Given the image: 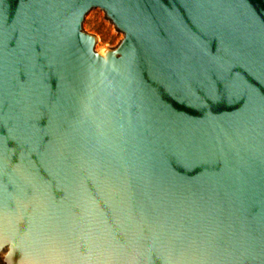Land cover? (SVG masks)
I'll return each instance as SVG.
<instances>
[{
    "label": "water",
    "instance_id": "obj_1",
    "mask_svg": "<svg viewBox=\"0 0 264 264\" xmlns=\"http://www.w3.org/2000/svg\"><path fill=\"white\" fill-rule=\"evenodd\" d=\"M0 264H264V0H0Z\"/></svg>",
    "mask_w": 264,
    "mask_h": 264
},
{
    "label": "rangeland",
    "instance_id": "obj_2",
    "mask_svg": "<svg viewBox=\"0 0 264 264\" xmlns=\"http://www.w3.org/2000/svg\"><path fill=\"white\" fill-rule=\"evenodd\" d=\"M84 29L100 40L96 46L98 51L116 48L125 37L124 32L115 27L102 9H96L87 15Z\"/></svg>",
    "mask_w": 264,
    "mask_h": 264
}]
</instances>
